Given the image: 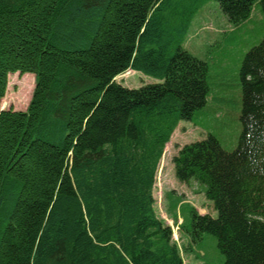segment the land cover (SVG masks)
<instances>
[{"label": "trees", "instance_id": "trees-1", "mask_svg": "<svg viewBox=\"0 0 264 264\" xmlns=\"http://www.w3.org/2000/svg\"><path fill=\"white\" fill-rule=\"evenodd\" d=\"M208 1L0 0V106L8 75L34 76L26 110L0 111V264H183L153 190L177 125L208 101L209 64L182 48ZM213 1L234 27L264 13ZM127 70L159 83L124 88ZM239 78L236 149L208 135L172 158L217 213L189 207L179 228L213 236L224 264H264V39Z\"/></svg>", "mask_w": 264, "mask_h": 264}, {"label": "rangeland", "instance_id": "rangeland-1", "mask_svg": "<svg viewBox=\"0 0 264 264\" xmlns=\"http://www.w3.org/2000/svg\"><path fill=\"white\" fill-rule=\"evenodd\" d=\"M263 39L264 13L259 5L253 8L246 22L234 27L227 22L217 2L210 0L194 15L182 44L185 51L209 64L210 93L205 108L197 111L191 122H180L166 144L156 174L153 198L156 215L171 228L173 240L181 250L183 264H224V256L213 236H193L192 241L191 236L179 228L183 220L191 229L189 207L211 218H216L217 213L206 199L201 185L193 181L187 184L178 182L172 158L184 145L204 140L208 135L215 136L223 150L233 152L236 149L242 131L239 71L245 55ZM115 82L127 89L159 83L131 70L116 77ZM33 89V74L8 75L3 106L0 107L25 111ZM169 193L171 198L179 197L181 201V206L178 204L176 209L181 218L176 225L169 212L171 199L166 196Z\"/></svg>", "mask_w": 264, "mask_h": 264}, {"label": "water", "instance_id": "water-1", "mask_svg": "<svg viewBox=\"0 0 264 264\" xmlns=\"http://www.w3.org/2000/svg\"><path fill=\"white\" fill-rule=\"evenodd\" d=\"M0 111H3V109L0 107Z\"/></svg>", "mask_w": 264, "mask_h": 264}]
</instances>
